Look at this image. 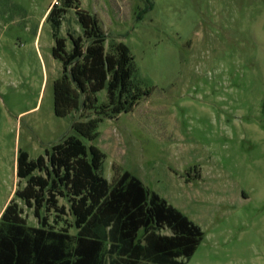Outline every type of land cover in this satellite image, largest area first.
I'll return each mask as SVG.
<instances>
[{"label": "rangeland", "instance_id": "374dc122", "mask_svg": "<svg viewBox=\"0 0 264 264\" xmlns=\"http://www.w3.org/2000/svg\"><path fill=\"white\" fill-rule=\"evenodd\" d=\"M54 2L0 0V213L17 187L18 151L35 160L88 114L54 111L61 64L45 21ZM79 4L99 20L105 47L128 48L132 81L150 91L83 140L103 154V177L129 172L202 230L187 264H264V0ZM69 34L81 35L72 10L59 33L67 50Z\"/></svg>", "mask_w": 264, "mask_h": 264}, {"label": "trees", "instance_id": "16d2710c", "mask_svg": "<svg viewBox=\"0 0 264 264\" xmlns=\"http://www.w3.org/2000/svg\"><path fill=\"white\" fill-rule=\"evenodd\" d=\"M69 10L81 35H68L67 50L59 33ZM45 21L53 30L52 57L61 64L55 114H88L73 121L74 135L35 160L18 151L17 187L0 214V264H187L204 238L202 230L129 172L109 183L102 175L103 154L83 141L95 140L100 122L131 112L150 94L132 81L128 48L114 40L105 47L99 20L79 0H57ZM102 90L106 101L99 103ZM21 204L32 211L36 226L27 224Z\"/></svg>", "mask_w": 264, "mask_h": 264}, {"label": "crops", "instance_id": "0c3cea01", "mask_svg": "<svg viewBox=\"0 0 264 264\" xmlns=\"http://www.w3.org/2000/svg\"><path fill=\"white\" fill-rule=\"evenodd\" d=\"M46 14H47V13H46ZM14 190H15V189H14ZM10 199H11V198H9V200H10ZM9 200H8V202H9ZM8 202H7V203H8ZM7 203H6V205H7ZM6 205H5V206H6ZM5 206H4V207H5ZM3 209H4V208H3ZM1 213H2V211H1ZM1 213H0V214H1Z\"/></svg>", "mask_w": 264, "mask_h": 264}, {"label": "built area", "instance_id": "2783aa9c", "mask_svg": "<svg viewBox=\"0 0 264 264\" xmlns=\"http://www.w3.org/2000/svg\"><path fill=\"white\" fill-rule=\"evenodd\" d=\"M54 4H57V0H55Z\"/></svg>", "mask_w": 264, "mask_h": 264}]
</instances>
